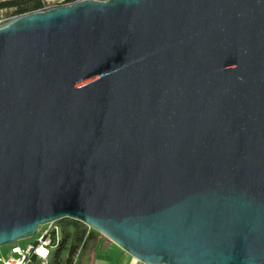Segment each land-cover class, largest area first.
<instances>
[{
  "label": "water",
  "instance_id": "obj_1",
  "mask_svg": "<svg viewBox=\"0 0 264 264\" xmlns=\"http://www.w3.org/2000/svg\"><path fill=\"white\" fill-rule=\"evenodd\" d=\"M64 219L144 264H264V0L0 24V248Z\"/></svg>",
  "mask_w": 264,
  "mask_h": 264
},
{
  "label": "built area",
  "instance_id": "obj_2",
  "mask_svg": "<svg viewBox=\"0 0 264 264\" xmlns=\"http://www.w3.org/2000/svg\"><path fill=\"white\" fill-rule=\"evenodd\" d=\"M63 1L60 0V4H63ZM48 8L50 6H44L41 10ZM2 23L4 21L0 20V24ZM62 243V227L57 222L47 223L39 227L34 241L25 244L19 241L12 244L6 256L0 255V264H32L36 260L48 264L52 255L61 247Z\"/></svg>",
  "mask_w": 264,
  "mask_h": 264
},
{
  "label": "trees",
  "instance_id": "obj_3",
  "mask_svg": "<svg viewBox=\"0 0 264 264\" xmlns=\"http://www.w3.org/2000/svg\"><path fill=\"white\" fill-rule=\"evenodd\" d=\"M45 1L46 0H0V8L14 7V16H19L43 9L45 6ZM76 1L78 0H64L63 4H71ZM64 220L71 221L75 225L76 229L74 232L64 229L65 234L63 233V243L61 247L53 254V260L51 264H62L60 261L61 251L69 239H71V246L66 264H75L76 254L78 253L79 248L81 247L79 254L81 255L84 252L88 242L101 235L97 231H89L87 226L80 221L69 219Z\"/></svg>",
  "mask_w": 264,
  "mask_h": 264
},
{
  "label": "crops",
  "instance_id": "obj_4",
  "mask_svg": "<svg viewBox=\"0 0 264 264\" xmlns=\"http://www.w3.org/2000/svg\"><path fill=\"white\" fill-rule=\"evenodd\" d=\"M27 242L30 241H20L22 244ZM7 250L9 253L10 248ZM81 255H84L81 264H144L103 235L90 240Z\"/></svg>",
  "mask_w": 264,
  "mask_h": 264
},
{
  "label": "rangeland",
  "instance_id": "obj_5",
  "mask_svg": "<svg viewBox=\"0 0 264 264\" xmlns=\"http://www.w3.org/2000/svg\"><path fill=\"white\" fill-rule=\"evenodd\" d=\"M57 5H60V0H46L45 1V6L53 7V6H57ZM14 11H15L14 7H12V8H0V20H3L4 22L10 20L11 18L14 17ZM57 223H58V225L60 227H62L64 234H65L64 229H66V230H68L70 232H74L75 227H74V224L71 221L61 220V221H58ZM88 230L89 231H95L94 229L89 228V227H88ZM35 239H36V235L34 237H32V238H29V239H26V240H22V241L23 242L34 241ZM10 246L11 245L1 247L0 251H2V252L0 253V255L6 256L7 252H8L7 249ZM70 246H71V239H69L67 241V243L62 248L61 257H60V261H61L62 264H66V260L68 258L69 251H70ZM80 250H81V247L79 248L78 253L76 254L75 264H81L82 258L84 256V255H79L80 254ZM52 257H53V255H52ZM52 257H51V259H50L48 264H51V262L53 260ZM34 264H45V263H43L40 260H37V262L34 263Z\"/></svg>",
  "mask_w": 264,
  "mask_h": 264
}]
</instances>
